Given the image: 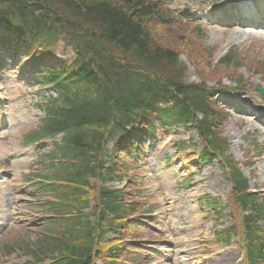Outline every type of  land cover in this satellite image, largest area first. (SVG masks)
<instances>
[{"label": "trees", "instance_id": "1", "mask_svg": "<svg viewBox=\"0 0 264 264\" xmlns=\"http://www.w3.org/2000/svg\"><path fill=\"white\" fill-rule=\"evenodd\" d=\"M155 7L150 0H0V27L6 32L0 48L23 56L27 69L34 68L30 71L41 84L56 92L35 133L39 137L64 133L61 146L49 156L56 163L45 179L67 185L77 180L82 186L87 174L101 181L121 179L113 177L115 159L110 162L112 171H99L106 142L120 133L129 136L127 127L155 113L164 118L167 128L196 124L204 151L226 152L218 131L225 113L213 103L212 88L205 81L185 84V66L178 53L151 38L150 23L166 26L169 21L161 15L163 7ZM62 47L72 50V58L48 63ZM234 61L232 51L220 59L225 65ZM160 99L163 104L157 102ZM226 163L240 190L239 204L253 212L244 221L254 222V216H263L264 206L245 191V180L232 162ZM50 187L56 191L59 186ZM99 192L113 213L124 212L120 193L102 188ZM254 236L247 234L251 244ZM74 240V236H47L38 242L51 250L62 247L66 258L56 264H86L87 251L71 244ZM261 243L248 246L250 264H261Z\"/></svg>", "mask_w": 264, "mask_h": 264}, {"label": "rangeland", "instance_id": "2", "mask_svg": "<svg viewBox=\"0 0 264 264\" xmlns=\"http://www.w3.org/2000/svg\"><path fill=\"white\" fill-rule=\"evenodd\" d=\"M150 1L153 6L168 8L165 13L170 20L166 26L150 23L149 33L155 44L172 48L178 53L179 60L185 66L183 80L186 83L206 81L207 86L218 87L228 92L215 97L216 106L229 113L219 130L228 142V154L237 164L241 163L240 169L248 178L250 190L264 202V181H261L264 180V125L257 120H262L257 115L261 113L257 107L264 106V29H256L252 24L247 25L241 20L237 10L233 12V16L223 15L224 20L217 22L214 21L220 15L212 13L206 18L207 22H203L200 16H204L202 10L205 7H211L210 1L205 3H202L203 0ZM230 1L236 0H220L221 4ZM158 22L163 24L161 21ZM59 45L61 46V43ZM62 49L64 54L62 58H68L70 51ZM229 50L233 51L235 59L232 66L220 64L218 60ZM235 63L237 65H234ZM9 66L17 68L14 63H10ZM238 82L240 89L229 92V89ZM257 87L261 88V94L256 92ZM49 93L51 91H47L46 87L42 88L36 83L29 82L24 75L17 74L15 70L0 73V97L3 98L0 104L4 106L1 113H4L6 119V125L0 128V176L7 175L10 178L3 186L0 185V205L4 202L13 216L9 225L0 232V264H17L20 253L17 247L35 243V239L42 236V228L47 225L45 220L48 217L41 212L47 209L40 208V204L51 200V192L47 189L38 190L37 187L35 189L34 183L23 180V174L44 170L39 158L53 147L54 142L61 140V135L38 145L33 144V149L26 151V155L14 143L41 118L42 113L40 110L36 111L35 106L40 97L43 98ZM179 142H184L185 145L180 146ZM6 148L10 149L11 158L3 160L8 150ZM199 150V141L194 131L186 132L179 127L169 133L159 130L151 141L146 140L144 149L140 151L141 157L128 173V181L108 186L123 189L129 196H134L135 191H141L147 201L146 206L151 204L157 206L151 215L153 218L156 217V221L160 217V222H146L155 226L157 231L141 225L147 228L143 229L146 232L141 236L135 233V237L140 240L147 234L145 239L167 247L166 250L175 249L181 261L176 264H243L242 252L237 245H232L230 251L219 250L216 246L205 249L206 245L201 241L203 238L207 239V225L212 219L205 218L204 227V213H196L193 209L187 210L184 206L186 202L181 204V208L185 209L181 210V214L175 211L177 213L174 215L175 225L169 220L167 228L174 227L170 228L173 234L166 228L168 217L166 214L169 209L159 190L170 191L171 185L182 183L186 178H191V181L185 187L178 185L180 192L194 188L198 194H210L219 198L225 207V213L230 217L222 218L224 223L233 224L236 221L237 224L238 216L242 215L233 200V195L231 199V187L224 176V169L216 164L219 162L201 164L198 161ZM21 154L24 157L16 160L13 158ZM184 161L188 162L183 164ZM138 204L139 209L145 207L141 203ZM1 209L4 210L2 205ZM154 213L157 214L153 215ZM216 228L219 229L221 226ZM176 229L178 232H175ZM101 251L99 257H104L106 246H103ZM108 256L111 254L108 253L106 258ZM150 261L152 264L153 259L150 258L148 262ZM103 262L104 260L100 259L95 261L96 264ZM136 264H145V261L139 260Z\"/></svg>", "mask_w": 264, "mask_h": 264}, {"label": "bare ground", "instance_id": "3", "mask_svg": "<svg viewBox=\"0 0 264 264\" xmlns=\"http://www.w3.org/2000/svg\"><path fill=\"white\" fill-rule=\"evenodd\" d=\"M239 7V6H238ZM237 7V9H240V10H242V8H238ZM256 6H248V8H250V9H252V11L253 12H258V13H260V9H261V7L259 6L258 7V9L257 8H255ZM245 8H247V7H244V11H247ZM253 8H255V9H253ZM262 10V9H261ZM243 11V10H242ZM264 181V180H263ZM3 215L4 216H6L7 217V219H10V213H4V211H3ZM3 216V217H4ZM6 223V221L5 220H2L1 218H0V224H5Z\"/></svg>", "mask_w": 264, "mask_h": 264}]
</instances>
